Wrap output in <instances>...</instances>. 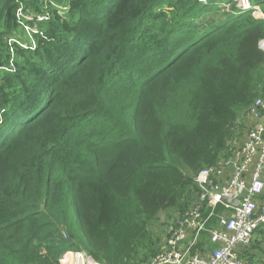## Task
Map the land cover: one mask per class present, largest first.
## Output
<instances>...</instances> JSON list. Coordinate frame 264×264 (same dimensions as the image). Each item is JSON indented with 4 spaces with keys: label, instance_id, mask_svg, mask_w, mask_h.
I'll return each instance as SVG.
<instances>
[{
    "label": "trees",
    "instance_id": "1",
    "mask_svg": "<svg viewBox=\"0 0 264 264\" xmlns=\"http://www.w3.org/2000/svg\"><path fill=\"white\" fill-rule=\"evenodd\" d=\"M261 39L234 0H0V264L156 256L264 95Z\"/></svg>",
    "mask_w": 264,
    "mask_h": 264
},
{
    "label": "built area",
    "instance_id": "2",
    "mask_svg": "<svg viewBox=\"0 0 264 264\" xmlns=\"http://www.w3.org/2000/svg\"><path fill=\"white\" fill-rule=\"evenodd\" d=\"M234 1L241 11L264 19L258 3ZM47 18L39 15V20ZM21 24L38 32L35 25ZM259 48L264 51V39ZM238 124L228 157L197 173L190 207L160 232L161 250L145 264H248L240 253L264 225V95L240 115ZM65 257L68 264H101L83 251Z\"/></svg>",
    "mask_w": 264,
    "mask_h": 264
},
{
    "label": "rangeland",
    "instance_id": "3",
    "mask_svg": "<svg viewBox=\"0 0 264 264\" xmlns=\"http://www.w3.org/2000/svg\"><path fill=\"white\" fill-rule=\"evenodd\" d=\"M224 1H226V0H224ZM253 1L256 2V0H253ZM44 8H46V5L44 6ZM19 13H20L21 17H23L24 19H31V18L33 19V16H34V13H32L31 15H26L22 11H20ZM34 29H35V27H34ZM34 31H37V30H34ZM39 32H41V31L39 30ZM29 40H30V43L32 45H34V40H33L32 36L30 34H29ZM9 70H11V69H9ZM194 180H195V178H194ZM170 219L171 218H167L166 215L162 213L159 216L158 221L154 223L153 230L158 232V233L164 232V230L167 229L169 224L174 223L177 220V219L176 220H170ZM69 264H71V263L69 262Z\"/></svg>",
    "mask_w": 264,
    "mask_h": 264
},
{
    "label": "water",
    "instance_id": "4",
    "mask_svg": "<svg viewBox=\"0 0 264 264\" xmlns=\"http://www.w3.org/2000/svg\"><path fill=\"white\" fill-rule=\"evenodd\" d=\"M257 1H264V0H257Z\"/></svg>",
    "mask_w": 264,
    "mask_h": 264
}]
</instances>
